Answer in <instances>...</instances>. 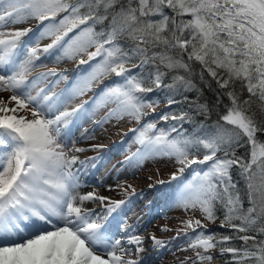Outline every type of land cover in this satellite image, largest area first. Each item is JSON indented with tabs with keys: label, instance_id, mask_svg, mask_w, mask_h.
<instances>
[{
	"label": "snow or ice",
	"instance_id": "6c2138e0",
	"mask_svg": "<svg viewBox=\"0 0 264 264\" xmlns=\"http://www.w3.org/2000/svg\"><path fill=\"white\" fill-rule=\"evenodd\" d=\"M32 19L38 34L22 41L33 29L10 26ZM44 39L51 42L41 46ZM41 54L87 68L71 80L55 68L30 76ZM197 67L205 86L212 87L206 77L215 81L211 105L199 102ZM61 80L65 87L52 91ZM158 90H166L168 106H189L158 114L174 122L167 128L150 119L161 101L147 94ZM193 90L198 97L189 100L185 93ZM5 92L11 95H0V264H144V238L129 235L134 247H125L109 232L108 217L126 201L81 192L75 166L86 161L76 154L87 149L65 140L73 124L105 108L95 124L135 121L129 131L140 147L123 163L168 158L176 165L170 181H178L177 206L199 212L177 231L186 240L181 250L190 252L180 264L211 262L215 248L231 254L226 264H264V0H0ZM88 92L90 100L67 107ZM194 165L203 167L186 180ZM97 201L106 212L86 206ZM205 221L230 231H209ZM150 239L154 248L168 244Z\"/></svg>",
	"mask_w": 264,
	"mask_h": 264
},
{
	"label": "rangeland",
	"instance_id": "374dc122",
	"mask_svg": "<svg viewBox=\"0 0 264 264\" xmlns=\"http://www.w3.org/2000/svg\"><path fill=\"white\" fill-rule=\"evenodd\" d=\"M38 23V21L32 19L12 27L32 28L33 32L29 33L28 36L21 38L22 41H31L33 37L38 34ZM50 42V39H44L40 41V45L43 46ZM41 55L48 56L46 54ZM84 58L86 59V57ZM38 64L40 66L34 69L30 76H34L36 73L41 71H47L48 69L55 68L57 71L66 70L68 79L71 80L73 79L74 74L83 67V65H80L79 69H77L76 61L63 60L59 63H56L54 57H48L46 62L40 60L38 61ZM42 65H44V67H41ZM37 69L41 70L36 71ZM48 79L51 81V77ZM112 79H114V76ZM66 83L67 81L62 80L59 85L57 84L52 89V91H60L65 87ZM0 95L7 97L11 95V93L5 92L0 93ZM78 100H80L79 97L72 101L67 107H74L76 104H78ZM155 108L156 113H154V116L158 117V114H161L159 110L160 106ZM106 111L107 108L104 110V113L102 112V114H99L101 111L98 112V114H96L95 120H99L102 116H104ZM145 111H150V109H145ZM18 114L25 116L28 119L32 118L30 112L21 111ZM123 120L124 119L117 120L113 118L100 125H97L94 122L90 125L91 119H88V122L84 121L82 124L78 122L73 124L71 129L68 130L65 140H70L68 142L69 147H71L72 142L75 141L78 147L87 149L81 153H83V156H85V161H91L93 163V167L90 169L89 175L94 180L100 179L101 185L106 188L105 196H110L113 200L118 197H121L122 200L125 199L126 203L123 205L125 214L123 217L127 216V220H121V224H124V228L126 225L129 226V223H131L132 228L129 229V232L133 228L135 229L137 227V231H135L133 234L144 238L143 247L145 252H151L153 256V258L149 257L148 260H145L144 264H180V261L183 260L185 256L190 255V252L181 250L186 247V244H180L183 238L181 237L178 240L179 236H177L176 228L172 222V220L175 218L174 213H176L178 216H181V213L163 208L160 206L162 204H160V208H158L155 199L153 201L149 198L155 192L152 191V188L161 184L158 183V181H164L168 179L171 173L176 170V165L174 162L169 161L168 158L167 160L166 157H158L154 160H145L142 166L139 167L134 166V164H126L123 166V161L129 155L128 153L124 154V152H126L130 147L126 143L127 141L131 140L128 136L130 133L129 129L131 128L129 125L131 124H125ZM157 121L159 123L163 120L157 119ZM93 125L95 126L92 127ZM116 136H123V142L120 143L118 140H120L121 137ZM114 144V147L118 148V151L116 152H113V150L110 149ZM124 144L126 145L124 146ZM92 146H95V148ZM92 157H95V159H88ZM118 185H131V188H129L127 191H124L122 190V187H118ZM150 185L152 188H149ZM86 186L92 189L98 187V184L87 183ZM133 190L134 194H137L134 196V198L129 199L128 196L130 195L127 193L131 191V193H133ZM149 201H151L152 204L150 208L148 205ZM135 202L137 204L134 207L133 204ZM98 204L101 205L99 202ZM155 204L161 212L157 215L148 214L146 212L147 209L155 208ZM137 205H140L143 209L137 208ZM196 214L197 213H193L192 216H196ZM205 223L209 229L219 222L217 221L215 224H212L205 221ZM162 229L168 230L162 231ZM151 236H155L157 239L166 241L168 244L164 248H154L150 239ZM210 251L215 256V259L206 263L217 264L218 262H221L219 257V248H215Z\"/></svg>",
	"mask_w": 264,
	"mask_h": 264
},
{
	"label": "trees",
	"instance_id": "16d2710c",
	"mask_svg": "<svg viewBox=\"0 0 264 264\" xmlns=\"http://www.w3.org/2000/svg\"><path fill=\"white\" fill-rule=\"evenodd\" d=\"M86 68H87V65H83L81 70H84ZM196 72H197V76L194 79V83L197 85V88L201 89V92L199 93V96H200L199 102L200 103H208L209 105H211L216 100V92H214L212 90V89L216 88L215 81H212L211 77H206L207 81H209L211 83V85H212V87L209 88V87L205 86L199 80V76H198L199 68L198 67L196 69ZM115 79H118V78L115 77L114 80ZM165 82H170V77L166 78ZM164 91H166V90H158V91H154L153 93L147 94L150 99H155V98L158 97L160 99V101H161L159 104L166 103L165 106L160 108L161 114H163V112H165V111H168V112H174V113H176L178 115L179 114V108L181 106L184 107L185 109H187L189 107L187 103H185L183 105H175L174 104L172 106H168L167 99L165 98V95H164ZM92 95H93L92 92H88L84 96L79 97V98L81 100H85L86 99L88 101V100L91 99ZM185 95L188 96L189 100H196L197 97H198V93L195 90L189 91V92L185 93ZM176 99L179 100L180 97L177 96ZM224 100H225V102H227V97H224ZM159 104H157V105H159ZM157 105H155V106H157ZM105 109H101L100 111L104 113ZM145 119H149V118H145ZM150 119L157 120L158 117L152 115L150 117ZM198 119H202V117H199ZM212 119H217L215 114H213ZM123 122L125 124H131L130 125L131 127L132 126H134V127L136 126L135 125V121H130L128 118H124ZM171 123H174V122L171 121V120H169L167 122L166 121H160V123L157 125V127L158 128L159 127L167 128L168 125L171 124ZM184 128H187V129L191 130V126L188 125V124H184ZM128 136H129V139H131V140L127 141V143H126V144H128L130 146L128 149L132 150L133 152H135L136 149L138 147H140V146H137V144L132 143L134 141V134L132 132H130ZM120 141L123 142V139H121ZM126 144H124V146ZM117 150H118V148H117ZM238 152L239 153H243L244 149H239ZM202 167L203 166L194 165L191 169H188L186 171V173L184 174V178L186 180L189 179L192 176L194 169H198V168H202ZM233 179L236 180V181H239V187L243 190V187H244L243 181L240 180V177L238 175H236L235 172L233 173ZM177 184H178V181H170V179H168L167 181H165L161 186H159L156 189L157 192L155 193V196H154L157 199V201L162 204V206L164 208H166L168 210L176 211L177 213H181V216H178L176 213H174L175 218L172 220V222H173V224H174V226L176 228V232L179 229H181V227H182L181 221L189 218L193 214V212L191 210L186 211L182 207H178L177 206V202H176L177 201V196H178ZM196 213H197L196 217H198V214H199L198 210H197ZM208 230L212 231V232H215V233H224V234H227L230 231L228 229L220 228L219 227V223L215 224L213 227L209 228ZM181 237L183 238L182 234L178 237V240ZM235 243L238 245L241 242L237 241ZM180 244H186V240L183 238V240L180 242ZM219 257H220V260H221V262L219 264H226V262H230L232 260L231 254H224L223 256L219 255Z\"/></svg>",
	"mask_w": 264,
	"mask_h": 264
},
{
	"label": "bare ground",
	"instance_id": "6f19581e",
	"mask_svg": "<svg viewBox=\"0 0 264 264\" xmlns=\"http://www.w3.org/2000/svg\"><path fill=\"white\" fill-rule=\"evenodd\" d=\"M84 134V133H83ZM82 134V135H83ZM75 167H77V168H80V182H96V184H98V187H95V188H87V189H85L84 190V193H86V192H92V191H95V192H97V193H99L100 195H105L106 194V188L104 187V186H102L101 185V181H100V179L99 180H92L91 179V177L89 176V174H88V172H87V167H81L80 165H76ZM86 206L87 207H90V206H92L91 204H89V203H87L86 202ZM91 208H93V209H95L97 212H98V208H96V206L95 207H91ZM99 213V212H98ZM123 214V213H122ZM122 214L120 215V217L122 218ZM120 217H118V219L120 218ZM110 221L108 220L107 221V224L109 223ZM117 226V225H116ZM129 226H131V228H132V225H131V223H129ZM129 226L128 227H126L123 231H122V233H121V235L123 236V238L122 239H120L121 241H122V244H127V240H128V238H129V235L130 234H133L135 231H137V227L134 229H132L130 232H129ZM135 226V225H134ZM111 234V233H110ZM146 235V234H145ZM111 236H112V234H111ZM139 236V235H138ZM143 236V235H142ZM113 239L115 238V237H112ZM147 244V243H146ZM133 247V246H132ZM143 258H144V261L145 260H148L149 259V257H151V258H153V256H152V253L151 252H148V253H146L145 251L144 252H142L141 254H140ZM145 257H146V259H145Z\"/></svg>",
	"mask_w": 264,
	"mask_h": 264
}]
</instances>
